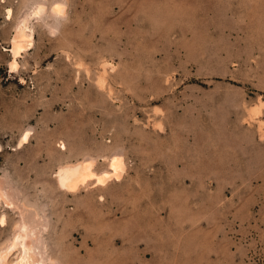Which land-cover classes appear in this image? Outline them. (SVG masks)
Instances as JSON below:
<instances>
[{
    "label": "rangeland",
    "instance_id": "rangeland-1",
    "mask_svg": "<svg viewBox=\"0 0 264 264\" xmlns=\"http://www.w3.org/2000/svg\"><path fill=\"white\" fill-rule=\"evenodd\" d=\"M0 185V264H264V0H0Z\"/></svg>",
    "mask_w": 264,
    "mask_h": 264
},
{
    "label": "bare ground",
    "instance_id": "bare-ground-1",
    "mask_svg": "<svg viewBox=\"0 0 264 264\" xmlns=\"http://www.w3.org/2000/svg\"><path fill=\"white\" fill-rule=\"evenodd\" d=\"M40 5H42V4H40ZM37 8V11L38 12H43V9H44V7H43V5L42 6H38V7H36ZM36 10V9H35ZM62 10H63V8H62V6L60 5V4H54L52 7H51V11H52V13H57V14H59L60 12H62ZM64 11V10H63ZM9 13V12H8ZM40 14V13H39ZM43 14V13H42ZM61 15H63L62 13H61ZM51 16V15H50ZM24 18V17H23ZM26 18V17H25ZM23 20V19H22ZM21 20V21H22ZM20 24V23H19ZM23 27V26H22ZM18 30V29H17ZM17 34V36L14 38V40H13V47H12V50H11V54L13 55V56H15L16 55V53H17V50L19 49H22L21 48V45H22V40H23V38H25L24 37V35H23V33L21 32V31H19L18 33H16ZM26 36V35H25ZM30 42V41H29ZM24 43V42H23ZM13 63V62H12ZM26 139V135L24 136V137H22V141H24ZM94 160V159H93ZM94 162V161H93ZM110 166H112L111 168H114L113 169V171H115L116 173L123 167V162H122V160H121V158H119V157H112L111 158V161H110ZM91 161L90 160H84V161H82V162H79V163H76V164H74V165H66V166H64V167H61V168H59V170H58V172H56L57 173V182H58V184H59V186H64V187H68V189L69 188H71V189H73V187H74V185L75 184H77V182H79L80 180L82 181L85 177H87V176H90L91 177V172L92 171H90L91 169ZM124 170V169H123ZM120 172V171H119ZM93 174V173H92ZM115 174V173H114ZM113 174V175H114ZM100 175H105V174H100ZM111 175V174H110ZM110 175H108L107 177H109ZM92 177H94V176H92ZM96 178V177H95ZM98 178V177H97ZM99 178H102V177H100L99 176ZM87 179V178H86ZM106 179H108V178H106ZM101 180H103V181H105V176H103V179H101ZM80 181V182H81ZM102 181V182H103ZM77 188V187H76ZM67 190V189H66ZM77 190V189H76ZM0 197H3V199L5 200V202L7 203H10V201H11V199H10V201L8 200L7 201V196H5V193L3 192V190H2V186L0 185ZM9 199V198H8ZM12 199H14V198H12ZM14 206V205H13ZM10 209V208H9ZM19 209V208H18ZM22 216V215H21ZM30 219V218H29ZM34 219V218H33ZM31 223H33V222H31ZM21 224V229H20V231H21V233L20 234H16L15 235V239L14 238H12V240H14L11 244H9V245H11L12 246V248L13 247H16V246H13V244L15 243V242H18L20 245H21V251H22V254H21V256H20V258H19V260H17V262L16 263H14V264H33V261L32 260H30L28 257H30L31 255H32V248H33V240H35V238L33 239V233H34V231L32 230L33 228H36L35 226L34 227H32L31 229H29L28 227H24V228H22V226L24 225H22V222L20 223ZM34 224V223H33ZM28 225V224H27ZM31 225V224H30ZM29 225V226H30ZM25 226V225H24ZM18 227H20L19 225H18ZM31 227V226H30ZM17 230H19V229H17ZM19 231V232H20ZM39 235V234H38ZM36 236H37V233H36ZM40 237V236H39ZM33 239V240H32ZM37 239V238H36ZM34 242H36V241H34ZM38 242V241H37ZM36 242V243H37ZM18 244V245H19ZM38 244H39V242H38ZM15 245H17L16 243H15ZM37 245V244H36ZM41 245V244H40ZM38 246V245H37ZM8 247V246H7ZM18 247H20V246H18ZM6 249V251H4V250H1V252H0V262H3L4 260H5V254H6V252H7V250L8 249H11V248H9L8 247V249L7 248H5ZM2 251H4V252H2ZM9 251V250H8ZM41 252H43V251H41ZM11 253V252H10ZM9 253V254H10ZM30 253H31V255H30ZM42 255V254H41ZM33 256V255H32ZM18 257V256H17ZM48 257V256H47ZM34 260V259H33ZM47 260V259H46ZM39 262V261H38ZM4 264V263H3ZM13 264V263H12ZM39 264V263H38Z\"/></svg>",
    "mask_w": 264,
    "mask_h": 264
},
{
    "label": "clouds",
    "instance_id": "clouds-1",
    "mask_svg": "<svg viewBox=\"0 0 264 264\" xmlns=\"http://www.w3.org/2000/svg\"><path fill=\"white\" fill-rule=\"evenodd\" d=\"M11 70H12V71H15V70H16V65H15V64H12V66H11Z\"/></svg>",
    "mask_w": 264,
    "mask_h": 264
}]
</instances>
